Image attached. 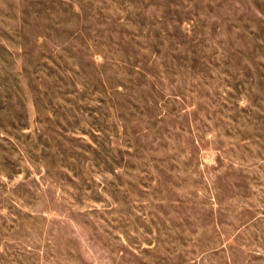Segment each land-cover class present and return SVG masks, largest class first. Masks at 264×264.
<instances>
[{
  "label": "rangeland",
  "instance_id": "374dc122",
  "mask_svg": "<svg viewBox=\"0 0 264 264\" xmlns=\"http://www.w3.org/2000/svg\"><path fill=\"white\" fill-rule=\"evenodd\" d=\"M0 264H264V0H0Z\"/></svg>",
  "mask_w": 264,
  "mask_h": 264
}]
</instances>
